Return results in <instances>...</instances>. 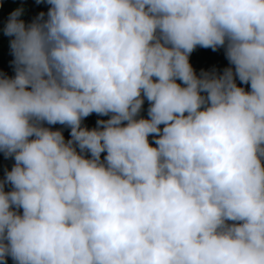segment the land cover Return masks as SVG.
<instances>
[{
    "label": "clouds",
    "instance_id": "9594fccd",
    "mask_svg": "<svg viewBox=\"0 0 264 264\" xmlns=\"http://www.w3.org/2000/svg\"><path fill=\"white\" fill-rule=\"evenodd\" d=\"M43 2L3 28L0 264H264V0Z\"/></svg>",
    "mask_w": 264,
    "mask_h": 264
},
{
    "label": "trees",
    "instance_id": "16d2710c",
    "mask_svg": "<svg viewBox=\"0 0 264 264\" xmlns=\"http://www.w3.org/2000/svg\"><path fill=\"white\" fill-rule=\"evenodd\" d=\"M23 8L24 12L20 19H23L26 24L31 23L40 12L47 15L49 5L46 2L41 0L40 3H37L36 0H0V74H3L8 77L14 76V67L12 65L13 57L11 55L9 41L11 37H8L4 34L3 28L8 20L9 14L16 8ZM189 62L193 67L196 74L199 76L201 71L212 72L215 70L217 74H221L223 70L227 67H233L229 64L225 56V49L223 47L217 48L213 51L211 48H203L197 46L194 51L189 56ZM179 83V81H177ZM236 83L238 86L244 87L245 90H250V86L246 84H241L237 79ZM149 107V102L145 99L140 115L144 118H147V109ZM98 119L106 120L107 116H99L96 113H92L88 117L84 118L82 121V126L87 128L96 127V121ZM53 130H60L65 138V140L70 138V129L64 125L55 124L47 125ZM150 143L154 141L152 138H149ZM105 154H101V158ZM14 164V159L12 157H5L3 152H0V179H3L5 171L11 170V167ZM10 190V185H5V191ZM7 264H14L11 257L7 258Z\"/></svg>",
    "mask_w": 264,
    "mask_h": 264
}]
</instances>
